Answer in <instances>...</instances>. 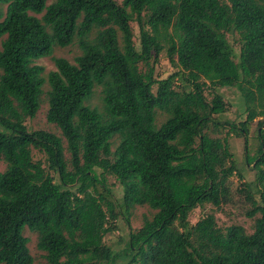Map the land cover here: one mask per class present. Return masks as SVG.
Segmentation results:
<instances>
[{
    "label": "trees",
    "instance_id": "1",
    "mask_svg": "<svg viewBox=\"0 0 264 264\" xmlns=\"http://www.w3.org/2000/svg\"><path fill=\"white\" fill-rule=\"evenodd\" d=\"M72 43V62L52 56ZM161 50L174 70L155 78ZM43 57L54 66L45 77L34 64ZM96 86L100 109L86 104ZM230 87L245 113L237 122L218 118L227 104L217 90ZM43 94L61 137L24 124ZM229 135L254 170L237 189L246 216L257 214L251 233L220 228L212 213L188 220L226 198ZM0 162V264H32L25 227L44 264H264V0H0ZM135 205L154 212L131 230ZM119 216L129 231L113 251L102 238Z\"/></svg>",
    "mask_w": 264,
    "mask_h": 264
},
{
    "label": "rangeland",
    "instance_id": "2",
    "mask_svg": "<svg viewBox=\"0 0 264 264\" xmlns=\"http://www.w3.org/2000/svg\"><path fill=\"white\" fill-rule=\"evenodd\" d=\"M120 2L121 0H116ZM132 32H133V42L137 44V27L134 22H130ZM225 37L228 43L233 48L234 52L238 51V43H237V35L225 33ZM80 53L76 43H72L65 47H55L52 52V56L54 57H63L67 59L69 62L73 61L74 56ZM34 64L40 65L43 68L42 76L45 77L46 73L50 70L54 69L53 63L49 57L39 58L34 61ZM173 67L169 64L165 57L164 50H161L157 56V62L153 66V76L155 78H164L169 73L173 71ZM46 89V84L43 86V90ZM100 88L98 86L94 87L93 94L90 99L86 102L89 106H95L100 109ZM223 96L224 101L227 104L226 111L219 115V120H230L233 122H237L244 119L245 113L242 111L243 106L241 103V98L239 92L234 87L230 88H219L217 90ZM46 101L44 94L41 96V103L39 105L38 110L32 118H26L24 124L28 131L42 129L49 132L54 133L55 135L61 137L60 131L53 124L47 123L45 120V112H46ZM165 115L156 110L155 114V123L158 125L163 119ZM260 118H255L248 129V147H249V155H253L256 148V138L255 133L257 129L256 122ZM224 134V130H221L218 134H212L211 136H222ZM228 143L230 147V151L233 154V158L236 165V173L232 174L226 183L227 186V194L225 200L218 206L213 207L210 204H203L201 206H197L191 210L188 216V220L191 224H193L200 217L212 213L215 218V222L217 226L220 228H224L231 224H237L243 227L246 233H251L253 229V219L254 217L246 216L245 212L248 209V205L244 201L243 197L238 193L237 189L241 187V182H249L254 177V170L252 169V163L247 164L244 157V147L243 141L240 136L229 135ZM62 144L65 149V141L62 139ZM116 144V138L112 139L111 149ZM31 155L33 160H41L44 162V155L38 152L35 149H31ZM64 158L68 160V153L64 150ZM44 164V163H43ZM4 169V163L0 162V171ZM53 177L56 179V175L51 173ZM239 174V175H238ZM108 187L111 189L115 198H119L121 195V187L119 184L112 178L107 177ZM257 198V197H255ZM154 211L151 210L146 205H135L128 216V223L131 230L138 228L143 219H149ZM115 229L109 233H106L102 241L105 245L109 246L113 251H119L123 247V243L127 239V234L129 228L125 223L123 217L119 216L114 220ZM23 235L27 238V248L32 256V264H44L43 252L38 250L35 246L36 243V234L29 230L28 228L23 229Z\"/></svg>",
    "mask_w": 264,
    "mask_h": 264
}]
</instances>
